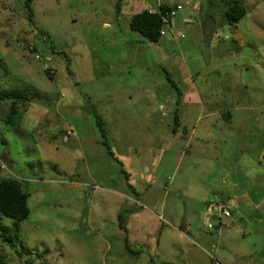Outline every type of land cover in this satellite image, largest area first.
Wrapping results in <instances>:
<instances>
[{"label":"rangeland","instance_id":"obj_1","mask_svg":"<svg viewBox=\"0 0 264 264\" xmlns=\"http://www.w3.org/2000/svg\"><path fill=\"white\" fill-rule=\"evenodd\" d=\"M117 2L35 0L31 24L24 0H0V91L27 98L17 126L0 100V181H18L30 210L18 239L0 238V256L161 264L159 235L186 248L176 235L186 224L193 248L218 263L196 235L213 236L233 264H264V0ZM234 4L245 10L238 22L225 18ZM177 5L158 44L129 30L133 14ZM244 191L248 204L236 199ZM220 202L233 215L223 234L214 228L227 218L206 215ZM120 212L130 238L151 246L139 257L125 248Z\"/></svg>","mask_w":264,"mask_h":264},{"label":"trees","instance_id":"obj_2","mask_svg":"<svg viewBox=\"0 0 264 264\" xmlns=\"http://www.w3.org/2000/svg\"><path fill=\"white\" fill-rule=\"evenodd\" d=\"M35 0H24V9L26 11V19L31 24H33V11L32 3ZM125 0H118L116 4L117 11L120 10V4ZM174 8V7H172ZM172 8H167L164 6H159L154 13H149L148 10H143L141 12L135 13L131 16L129 20V30L131 32L137 33L144 41L152 44H158L161 35L160 31L163 28L162 17L168 13ZM245 16L244 8L234 4L228 8V11L225 12V18L234 22H238ZM169 21L171 19L169 18ZM180 96V95H179ZM0 100H11L9 112L6 117V124L11 126H17L20 122V115L17 112V104L24 103L27 101L25 95L21 94L16 90H10L7 92L0 91ZM92 115L95 120L96 127L103 139L106 138V131L103 128L104 121L102 117L92 108ZM175 126H177V118H175ZM103 145L106 147L109 155L113 156L110 152V149L107 145V142L104 141ZM130 189L132 186L128 185ZM30 215V210L28 207V196L21 191V187L18 181L14 179H4L0 181V238L3 241L12 244L13 239H18V224L24 222L28 219ZM6 217L12 221L11 228L4 226L1 223V218ZM119 227L121 230L124 228L122 224V212L118 215ZM125 248L130 254H133L134 251L129 247L128 241L124 238ZM18 258L22 259V253L16 252ZM27 264L26 262H23ZM0 264H7L3 257L0 256Z\"/></svg>","mask_w":264,"mask_h":264},{"label":"crops","instance_id":"obj_3","mask_svg":"<svg viewBox=\"0 0 264 264\" xmlns=\"http://www.w3.org/2000/svg\"><path fill=\"white\" fill-rule=\"evenodd\" d=\"M128 3H129V1L126 2V4H128ZM125 13H126V11H125ZM184 21L186 24L190 23V21H188V20H184ZM206 128H209V127L206 126ZM248 194L246 191H244L236 199L238 200L241 197L239 200L244 202L245 204H248V199H250ZM263 204H264V201H261L259 207L262 206ZM136 214H137V212L136 213H130L129 215L135 216ZM232 217H233V215L231 217H228L225 220V222H222V223L219 222L218 226H216L217 229H216V227L214 229L219 230L220 234H223V231H225L229 227V225H230L229 222L231 221ZM259 220H262V219L259 218ZM123 221H124V218L122 219V223H123ZM121 226L124 228L122 230L125 234L124 238L127 239L129 247L132 249V251H134V253L131 254V256L139 257L142 254L143 250H147V251L150 250L151 246L149 244H146L144 239L140 240V239L130 238L131 233L133 234L134 231L132 232L131 229H129L127 227L128 225L124 224V226H123L121 224ZM132 226H133V224L131 225V228L133 230ZM159 227H160L159 229H163L164 226L160 225ZM188 229H189V225L183 224L177 229L178 231L176 234L178 237V242L181 240H184V242L186 243V248H184V247L181 248V246L176 245L175 236H173L172 234H169L168 237L164 238V241L160 240V235H159V238L156 240V244H155L157 250L161 251L160 250V243H162V242L166 243V246L168 247V252L166 253L167 261L162 262L161 264H207V261H208V264H222L220 262L218 263L216 259L212 258L210 255L205 253V251H204L205 249H203L202 247L201 248L199 247L198 250L203 254V256L205 258H207V261L199 259L198 253L196 252V251H198L197 248L196 249L193 248L196 246V244L194 243V241H192V239H189L186 235V234H188L187 233ZM208 229H210L209 225H208ZM219 235H218V237H219ZM257 235H260V232H259V234L257 233ZM243 236H245V234ZM143 237H145L147 239V237L145 235ZM212 238H213V236H211V235L207 236V234L205 236H201L199 234L196 235V239L199 242H201L205 247H208L212 252H214L215 256L218 257L221 262L226 263V264H233V262H234L233 256L232 255H229V256L226 255L224 251L220 254V252L218 250L219 247L217 246V244L216 245L214 244L213 240H211ZM237 254L234 253V256ZM150 262L152 263V259H150ZM152 264H154V263H152Z\"/></svg>","mask_w":264,"mask_h":264},{"label":"built area","instance_id":"obj_4","mask_svg":"<svg viewBox=\"0 0 264 264\" xmlns=\"http://www.w3.org/2000/svg\"><path fill=\"white\" fill-rule=\"evenodd\" d=\"M181 9L182 7L180 5H177L162 17V22L164 24L163 28L170 24L169 18L171 19L172 17H174L177 14V12L180 11ZM148 12L154 13L155 11L148 10ZM163 28L160 31L161 36L165 35V31ZM36 57L39 58L38 55H36ZM206 215L210 217L217 215L218 220L220 221L222 218L230 217V211L227 204H225L224 202H220L218 204H209L206 207Z\"/></svg>","mask_w":264,"mask_h":264},{"label":"water","instance_id":"obj_5","mask_svg":"<svg viewBox=\"0 0 264 264\" xmlns=\"http://www.w3.org/2000/svg\"><path fill=\"white\" fill-rule=\"evenodd\" d=\"M211 220L212 221H218V217L216 215H214V216L211 217ZM216 229H217V227H216Z\"/></svg>","mask_w":264,"mask_h":264}]
</instances>
